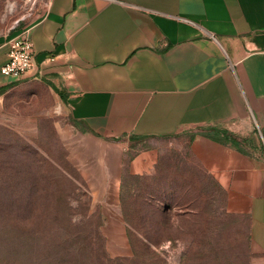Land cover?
I'll return each mask as SVG.
<instances>
[{
  "label": "crops",
  "instance_id": "1",
  "mask_svg": "<svg viewBox=\"0 0 264 264\" xmlns=\"http://www.w3.org/2000/svg\"><path fill=\"white\" fill-rule=\"evenodd\" d=\"M20 36L35 50L21 79L93 137L103 186L155 171V143L184 137L187 171L225 190L264 264V0H48L0 35V68ZM16 80L0 71V87Z\"/></svg>",
  "mask_w": 264,
  "mask_h": 264
},
{
  "label": "rangeland",
  "instance_id": "2",
  "mask_svg": "<svg viewBox=\"0 0 264 264\" xmlns=\"http://www.w3.org/2000/svg\"><path fill=\"white\" fill-rule=\"evenodd\" d=\"M47 1L0 0V35L37 17ZM155 144V171L103 186L93 173V137L47 85L16 80L0 95V260L251 264L247 217L227 209L216 182L187 171L188 141Z\"/></svg>",
  "mask_w": 264,
  "mask_h": 264
},
{
  "label": "built area",
  "instance_id": "3",
  "mask_svg": "<svg viewBox=\"0 0 264 264\" xmlns=\"http://www.w3.org/2000/svg\"><path fill=\"white\" fill-rule=\"evenodd\" d=\"M35 50L29 36H20L11 40L9 60L0 68L3 75L21 79L33 66Z\"/></svg>",
  "mask_w": 264,
  "mask_h": 264
},
{
  "label": "trees",
  "instance_id": "4",
  "mask_svg": "<svg viewBox=\"0 0 264 264\" xmlns=\"http://www.w3.org/2000/svg\"><path fill=\"white\" fill-rule=\"evenodd\" d=\"M11 86H12V84H9V85L4 86V87H0V95H1L4 91H6L8 88H10ZM0 264H13V263H12V259H11V257H9L8 259H7V258H5V259H1V260H0Z\"/></svg>",
  "mask_w": 264,
  "mask_h": 264
}]
</instances>
